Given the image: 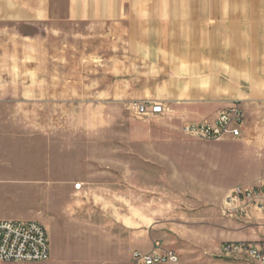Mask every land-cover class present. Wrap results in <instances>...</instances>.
<instances>
[{
	"label": "rangeland",
	"instance_id": "1",
	"mask_svg": "<svg viewBox=\"0 0 264 264\" xmlns=\"http://www.w3.org/2000/svg\"><path fill=\"white\" fill-rule=\"evenodd\" d=\"M88 32L0 16V220L39 222L51 243L48 261L0 264H132L157 244L179 257L160 264H260L223 250L237 220L225 198L253 171L241 138L199 140L167 114L99 104Z\"/></svg>",
	"mask_w": 264,
	"mask_h": 264
},
{
	"label": "crops",
	"instance_id": "2",
	"mask_svg": "<svg viewBox=\"0 0 264 264\" xmlns=\"http://www.w3.org/2000/svg\"><path fill=\"white\" fill-rule=\"evenodd\" d=\"M0 12L25 23L62 16L86 25L84 39L102 51L101 105L162 103L174 131L213 122L239 103L243 160L253 171L237 186L264 185V0H0ZM227 226L231 242H264L262 213Z\"/></svg>",
	"mask_w": 264,
	"mask_h": 264
},
{
	"label": "built area",
	"instance_id": "3",
	"mask_svg": "<svg viewBox=\"0 0 264 264\" xmlns=\"http://www.w3.org/2000/svg\"><path fill=\"white\" fill-rule=\"evenodd\" d=\"M138 117L166 115L169 108L162 103L142 101L128 106ZM245 126L244 112L239 103L221 111L213 121L189 123L183 127L187 136L199 140L225 137L241 138ZM76 190L81 189L77 184ZM251 210L264 214V185L238 186L232 189L224 202V214L241 219ZM157 244L151 253L136 252L132 264L177 263L179 257L172 251H162ZM226 256H238L264 264V243L232 242L224 247ZM51 258V243L47 228L36 221L0 220V262H45Z\"/></svg>",
	"mask_w": 264,
	"mask_h": 264
}]
</instances>
